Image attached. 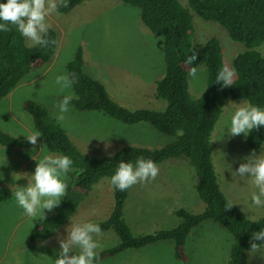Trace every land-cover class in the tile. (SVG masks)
<instances>
[{"label": "rangeland", "instance_id": "1", "mask_svg": "<svg viewBox=\"0 0 264 264\" xmlns=\"http://www.w3.org/2000/svg\"><path fill=\"white\" fill-rule=\"evenodd\" d=\"M47 21L58 35L57 53L47 68L31 71L9 97L0 102L1 131L19 139H26L24 135L36 131L31 116L24 109V101L37 103L48 111L50 119L55 118V105L64 95L59 93L55 78L67 72V64L74 59L79 47L83 51L85 72L104 84L114 102L132 111H160L167 106L156 98L157 84L166 74L164 42L144 25L138 8L119 0H90L67 14H52ZM194 24L195 34L191 41L195 51L207 40L217 38L224 62L229 67L237 55L245 52L244 45L233 40L219 22L206 21L194 15ZM26 44L34 45L27 39ZM256 50L264 56V43ZM198 68V79L190 77L189 82L190 94L195 98L206 91L208 84L205 67ZM243 101L232 102L239 105ZM237 105L227 104L211 137L213 165L228 200L248 218L259 220L263 217L264 205L258 207L252 202V194L258 189L249 180L250 174L244 179L232 175L241 163L246 162L244 158L253 152L243 134L236 137L225 134ZM60 124L79 150L92 158H104L123 147L152 148L168 140L147 124L129 126L103 113L79 111L72 104L67 119ZM45 144L39 137L35 151L33 148H0V174L3 176L0 187L9 188L13 193V185L26 187L28 181L14 182L12 173L34 174L37 162L31 157L41 158V147ZM262 151L264 145L256 154L259 156ZM159 169L155 181L137 184L129 190L124 218L135 236L174 227L177 223L174 211L179 208L195 214L204 210L205 206L195 190L197 179L192 166L183 160H171L159 165ZM72 176L71 170L68 187L72 186ZM110 179H103L86 196H81V191H78L79 197L83 198L77 212L67 223L55 225L52 235L44 241L40 240L45 238V232L39 233L40 237L34 235V238L32 233L45 219L32 221L24 215L14 195L9 202L1 203L0 264H51L44 256L53 261L59 258L61 249L58 241L67 238L71 223L101 222L112 212L114 196ZM49 212L45 210V217ZM97 239L100 250L118 242L112 231L102 232ZM232 244V236L224 228L206 221L187 241L186 264H228ZM173 250L172 242L161 241L141 250H127L101 264H181L175 260ZM247 264H264V248L254 257L249 256Z\"/></svg>", "mask_w": 264, "mask_h": 264}, {"label": "trees", "instance_id": "2", "mask_svg": "<svg viewBox=\"0 0 264 264\" xmlns=\"http://www.w3.org/2000/svg\"><path fill=\"white\" fill-rule=\"evenodd\" d=\"M86 1L90 0H67L68 7L59 8V13L67 14ZM119 1L138 8L144 25L154 35L163 37L166 74L157 84L156 98L163 100L167 106L160 111H132L114 102L104 84L85 72L81 47L66 67L68 73L74 72L78 77L72 88L78 99L71 104L79 111L103 113L129 126L147 124L168 140L152 148L133 146L123 148L110 157L92 158L74 145L62 126L50 119L42 106L24 101V109L31 116L35 130L43 134L41 137L48 151L67 155L74 162L72 186L68 187L60 206L52 210L33 231L32 237H40L39 233L45 232V238L40 240L44 241L52 235L55 225L67 223L77 212L83 198L79 197L78 191H81V196L88 195L103 179L115 174L121 161L135 164L137 158L143 156L159 166L171 160H183L195 170V190L205 206L204 210L195 214L179 208L174 211L177 218L174 227L135 236L123 213L129 189L120 191L113 186V211L106 220L95 223L103 232L112 231L117 235L118 242L100 251V263L127 250H141L161 241H170L175 260L186 264L185 247L190 235L204 222L212 221L232 236L228 264H247L252 233L264 229V214L253 221L234 204L231 210H226L229 200L213 165L211 136L228 98L247 100L264 108V57L256 50L264 43V0ZM0 3H7V0H0ZM194 15L206 21L219 22L233 40L246 47V51L233 61L232 67L236 70L233 86L222 88L216 84L218 72L225 65L217 38L207 40L197 51L192 49ZM48 37L58 43L54 29H49ZM57 43L47 49L35 44L28 46L25 37L15 27L10 32L0 31V102L9 97L31 71L43 70L51 64L57 53ZM193 51L198 53L197 61L186 66L185 58ZM201 64L207 71L208 84L206 91L195 98L190 94L189 68ZM246 144L252 151L260 150L264 145V127L249 133ZM0 147L31 149L33 146L27 139L15 138L0 130ZM12 197L9 188L0 187V204L9 202Z\"/></svg>", "mask_w": 264, "mask_h": 264}, {"label": "clouds", "instance_id": "3", "mask_svg": "<svg viewBox=\"0 0 264 264\" xmlns=\"http://www.w3.org/2000/svg\"><path fill=\"white\" fill-rule=\"evenodd\" d=\"M61 7H68L67 0H7V3H0V21H2L0 22V31L10 32L12 31V27H15L16 30L27 40L31 41L35 45H39L40 47L47 49L50 45H55L57 43L55 40L48 37L51 25L48 23L47 18L52 14H59V8ZM161 39H163V37H161ZM197 58L198 53L193 51L191 55L185 58L184 63L186 66H191L197 61ZM200 66L204 65L201 64ZM198 71V67H190L189 76L193 79H198ZM77 79L78 77L74 72H64L57 75L55 78V84L58 86L59 93L64 94L63 99L55 105L57 109L55 115L56 119L52 118V120H55L59 125L67 119V113L71 111L72 101L74 99H78L75 92L71 91L73 85L77 82ZM235 79L236 70L232 66L229 67L225 63V65L222 66L218 72L216 84L221 85L222 88H228L233 86ZM236 100L241 99L228 98L227 104H229V106L237 105L232 102ZM227 104L224 108L228 107ZM261 127H264V108L254 106L245 100L241 104L237 105L236 110L231 115L230 126L225 128L227 129V133H225V129L224 133L229 137H236L241 134L247 137L253 130H258ZM178 134H182V132ZM24 136L33 146V151H35L37 140L39 137L43 136V134L39 131H32ZM18 149L24 150L25 148ZM258 151H253L250 156L245 157L244 159L246 162L241 163L238 170L232 172V175L235 177L239 176L241 179H244L250 174L251 178L249 180L258 189L257 192L252 194L251 199L253 204L259 207L264 205V151H262L259 156L256 154ZM40 153L42 155L39 159H37L35 155L31 157L37 162L34 174H21L17 172L12 173V179L14 182H18L22 179L28 181L26 187L13 185L15 187V191L14 193L12 191V193L15 197L16 204L23 209L24 215L31 218L32 221L37 219L44 220L47 217H45V210L51 212L60 206L62 198L67 194L68 173L71 170L73 172L72 166L74 162L69 156L57 153H55L57 155H52L48 153L46 144L41 147ZM82 153L85 154L84 152ZM114 154L105 156L104 158L113 156ZM85 155L89 156L88 154ZM159 171V166L152 159H145L143 156L138 157L135 164L132 162L121 161L118 164L115 174L112 175L110 179L112 190L114 186L120 191H126L128 189L130 190L131 187L137 184L155 181L159 175ZM0 179H3L2 174H0ZM233 206V203L228 201L225 208L226 210H231ZM67 232V238H60L58 241L61 249L59 252V258L53 261L49 257L44 256L51 261V264L102 263H100V251L102 250H100L101 245L97 238L102 235L103 231L98 223H71ZM262 248H264V229L252 233L250 249L248 250L249 256L254 257V254L260 253ZM74 249L77 251L75 252Z\"/></svg>", "mask_w": 264, "mask_h": 264}, {"label": "crops", "instance_id": "4", "mask_svg": "<svg viewBox=\"0 0 264 264\" xmlns=\"http://www.w3.org/2000/svg\"><path fill=\"white\" fill-rule=\"evenodd\" d=\"M21 150H23V149H21Z\"/></svg>", "mask_w": 264, "mask_h": 264}]
</instances>
